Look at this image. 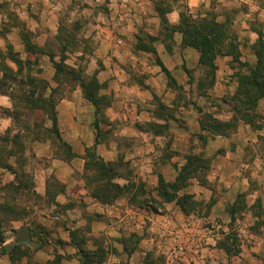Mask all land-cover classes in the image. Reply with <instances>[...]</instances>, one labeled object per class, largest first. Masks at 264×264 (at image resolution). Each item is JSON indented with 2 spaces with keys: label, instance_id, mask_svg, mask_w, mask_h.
<instances>
[{
  "label": "rangeland",
  "instance_id": "1",
  "mask_svg": "<svg viewBox=\"0 0 264 264\" xmlns=\"http://www.w3.org/2000/svg\"><path fill=\"white\" fill-rule=\"evenodd\" d=\"M19 1L0 0V65L14 70V74L0 71V139L17 142L12 145L0 141V160L15 164L22 183L19 190L11 187L15 183L0 185V230L5 243L9 242L0 245V264H44L37 263L35 248L28 242L14 245V233L24 228L39 232V221L51 216L56 218L55 225L65 224L66 228L74 221L66 211L87 206L77 199L63 207L59 205L56 197L66 189L55 177L47 180L45 196L37 193L33 177L47 161L34 155L32 143L37 137L42 142L52 140L55 157L66 159L67 150L51 129L53 109L75 89L82 91L81 82L90 84L96 79L100 84L96 109L99 116L98 129L93 126V132L99 146L105 148V156L98 151L97 156L112 165L113 173L106 177L105 172L91 165L89 154L93 152L85 151L84 169L79 175L81 187L92 199L95 194L101 207L147 209L167 227L171 224L174 228L173 223L158 216H173L175 210L180 211L179 218H173L178 238H182L177 248L188 259L173 261L162 252L147 249L143 264H264V99L255 110L243 106L241 114H237L233 109L239 105V78L247 76L248 69L255 66V49L264 42V0H53L58 6L56 12L37 1L28 9L37 18L51 21L48 27L38 25L34 31L17 12V7L29 0ZM172 9L179 19L172 28L180 30L185 22L190 26L205 24L224 35L218 49L227 55L213 61L216 72L200 64L191 69V57L183 59V64L179 61L173 70V82L160 68L155 71V56V61L145 57L138 69L127 64L129 79L150 96L143 99L131 93L115 118L106 86L100 83L107 53L98 47V33L107 28L117 32L123 29L121 38L148 47L152 44L148 43L149 35L141 31L142 23L136 19L159 17L158 10ZM121 15L129 21H116L114 17ZM168 26L160 22L156 40L173 50L175 33L179 32L174 33ZM179 34L182 41L191 40L189 34ZM135 35L138 39L132 41ZM29 45L39 53H32L36 50ZM184 45L183 49L190 48ZM55 67L63 71L57 73ZM160 74L168 81L166 87ZM152 79H156L160 94L145 84ZM49 82L51 89L46 88ZM15 116L19 120H13ZM216 122L230 127L213 129ZM201 123L208 127L207 131L201 130ZM5 127L11 132L7 133ZM220 132L227 136L218 135ZM10 152L16 156L10 158ZM227 152L230 157L226 162ZM116 186L125 189L116 190ZM197 190L202 191L200 196ZM179 199L186 213L178 206ZM144 202H148V208L141 206ZM93 217L102 221L103 216ZM103 221L108 222V218ZM149 224L147 230L152 222ZM41 232L34 240L45 245L51 238L43 229ZM70 233L76 245L91 252L90 246L94 247L96 262L106 261L116 252L115 241L124 244L126 251H133L139 238L131 234L114 241L104 234L93 237L86 228ZM151 234L150 231L145 236ZM191 236L200 240L196 256L201 263L191 261Z\"/></svg>",
  "mask_w": 264,
  "mask_h": 264
},
{
  "label": "crops",
  "instance_id": "2",
  "mask_svg": "<svg viewBox=\"0 0 264 264\" xmlns=\"http://www.w3.org/2000/svg\"><path fill=\"white\" fill-rule=\"evenodd\" d=\"M37 1H41L40 3L45 4L48 8L52 9L53 12H56L58 9V6L52 2L53 0H29L27 1V4H21V8L17 7L20 19L22 21L26 20L28 26L32 25V27L30 26V29L33 31L38 25L48 27V21H51L49 18L41 20L29 10L35 6ZM196 1L198 0H192V2ZM167 12L166 18L170 25L177 26L179 24V19L176 10L172 9ZM114 18L118 22H121L120 20H125V22L129 21L126 15H121L119 17L115 16ZM138 19L140 23H142L139 28L143 26L141 31L145 30L146 34H148L150 38H153L152 45L157 55L137 50L136 44H132L133 42H129L128 39L121 38L120 36L124 34L121 31L123 29H120V31L117 32L110 31L107 28L105 29L106 31L98 33V47L101 49V52L104 51V53H107V60L103 62L104 68L100 73L103 75V80L101 79L100 83L106 86L105 90L111 98L112 106L114 107L113 114H116L115 118H117V116L119 117V111L123 108L122 104L125 103V98L130 96L131 93H136L143 99L148 98V95L150 96L148 91L140 90V86L129 79L127 73L129 67L127 64L130 63L135 68L137 66L138 69L143 63L145 57H147V60H150V58L153 57L152 61H155V56V59L158 58L168 71H170L172 76L173 70L177 69L180 64L179 61L183 64V59L186 60L191 57V69H195L197 65L199 67V52L192 48L183 49L182 36L179 33H175V48L170 51L167 50L162 42L156 40L161 22L160 16H142L136 20ZM138 31L139 30H137V32ZM136 37L137 36L135 35L132 41L135 39L137 40L138 38ZM159 68V66L155 67V71H158ZM159 79L165 83L163 86L166 87L168 85V81H165L163 74L159 75ZM155 80L152 79L151 81H146L145 84L147 86L151 85L153 92L160 94L161 89L154 82ZM49 85L52 86L50 82ZM56 115L61 138L71 147L78 157L71 160L59 159L54 155L51 141L33 142L32 152L34 155L38 159H45L47 161V163L33 177L35 181V189L39 195L45 196L47 180L50 177H55V179L65 185L66 189V192L63 195L56 197V202L59 203V205L63 207L77 199L86 203L87 206L82 208L74 206L69 210L66 209V214H68L69 218L74 220L66 225V228L65 224L64 226L58 224L55 225L56 218L54 216L39 221L41 229L49 234L51 241L45 245H42V243L38 244L35 242L32 232L31 239L23 241L28 242L29 245L31 244L32 247L35 248V260L37 263L49 264L57 262V264H85L84 258L74 244L70 233L76 229L84 230L85 228L89 230V234L93 237L104 234L107 237L113 238L114 241L117 237H128L131 234H135L139 237L137 239V247L133 251H126L124 244L115 241L117 250L113 255H108V259L104 264H143L142 261L145 259L144 257L147 254V249H150L151 251L153 250L157 253L162 252L167 255L168 259L173 261H186L188 257H185L186 255L182 254L183 250H180V252L177 248V245H179L182 238H178L179 231L175 228V226H178L175 225V219H173L174 217L179 218V210H175L173 216H158L159 218H165L173 223L174 228H172L171 224L167 227L166 224H162V221L156 218L157 216L155 214H151L147 209L135 207L120 209L115 205L111 207H101L95 199H92L89 196L85 187H81L83 180L79 178V175L82 174L84 169V160L82 159V156L87 149H90L95 145V134L93 132L95 108L84 98L82 91L75 89L68 99L60 100L56 105ZM5 129L7 128L5 127ZM219 145L225 147V144L219 143ZM108 149H110L109 146ZM97 151L101 156H105V148L101 145H98ZM107 154L110 155V153ZM226 154L224 160L227 162V158L230 157V152H227ZM9 164L15 168V164L12 162ZM15 182V176L8 170L0 167V185ZM73 189H76L77 191L72 192ZM200 192L202 193L201 190L196 191L198 196L201 195ZM193 193L195 192L193 191ZM92 215H102V221L96 220L94 217L91 218ZM106 217L108 218V222L103 221ZM149 222H152V225L147 230L146 225H148ZM184 226H187V224L184 223ZM41 229H39V232H35L36 236H40V233H43L41 232ZM150 231L152 233L151 236H145V233H150ZM14 234L15 237H13L12 240L14 241V245H16L19 241L17 235L18 232ZM163 235H167V238H164ZM198 241H200L198 238L191 236V251H193V253H191V261L194 260L196 263H201L200 258L196 256L198 254ZM7 243L9 242H6L3 246L8 245ZM90 250L93 252L94 247L90 246ZM212 255L213 253H211L209 257H212ZM206 261L207 263L209 262L208 258ZM225 261H227V259Z\"/></svg>",
  "mask_w": 264,
  "mask_h": 264
},
{
  "label": "trees",
  "instance_id": "3",
  "mask_svg": "<svg viewBox=\"0 0 264 264\" xmlns=\"http://www.w3.org/2000/svg\"><path fill=\"white\" fill-rule=\"evenodd\" d=\"M158 12H159V16L161 18V25H165V26L169 25L168 26V27H170L169 30L172 29L174 31V33L179 32L183 35L189 34L191 40L185 42V40L183 39L182 45H184V42H185L188 47L199 52V54H200V60H199L200 66L201 67H208L212 70H215V72H216L217 68L215 67V65H213V61L219 56L227 55V54L222 53L221 52L222 50L220 51L218 49V45H222V42L224 40V35L221 34L219 31H218L219 33H217V30L210 29L209 26H207L205 24L202 26H199V25L190 26L187 22H185L183 24V26H184L183 28H180V30H177V28H172L173 26H171L170 23L168 22V20L166 18V15L168 13L167 11L158 10ZM185 26H186V28H185ZM149 40L150 41L148 43H152L153 38L149 37ZM145 45L146 44H144V43H140V44H138V46L136 45V49L157 55L152 44L148 47ZM165 46H166L167 50H169V51L171 50L170 46H168L167 44H165ZM187 46H185V47H187ZM29 47H30V49L36 50V52H32L34 54H36V53L38 54L40 51V50H37L36 48H34V46H32V45H29ZM255 55L257 57V63L255 64V66L248 69V75L247 76H242L239 78V89H238L239 91L237 93V96H239L238 97V104L239 105H236L233 107L234 111L237 114H241V109L243 106H244V109L249 106L247 109L253 110V108H251V107H254V110H255V107L257 108L258 102L261 99H264V42L263 41H261L259 43V46L255 49ZM50 58L53 61V57H50ZM156 62H157V65L161 68V71L167 76V78L171 82H173V77H172V74L170 73V71H168V69L164 66V64L158 58H156ZM244 67L248 68L247 65H245ZM60 69H61V71H63L62 68H60ZM60 69L56 68V72L58 73V71H60ZM0 71H5V72H7V71L11 72L12 71V74H14V72H13L14 70L9 69L7 67L3 68V67H1V65H0ZM19 72H20V69H18V71L16 73H19ZM73 76H75V78H76V75L74 72H73ZM214 79H215V77H214ZM0 81H1V78H0ZM211 85H213V82ZM2 86L3 85L0 84V89H2ZM99 87H100V84H99L97 79L93 80L90 84H85V83L81 82V89H82V93H83L84 98L89 103H91V105L95 108V122L93 124L95 130L98 129V116H99V114H97L98 110H96V109H97L98 100H99V98H98ZM46 88L51 89L49 84L46 86ZM3 95H5V94H3ZM109 102H110L109 104L112 103V101H109ZM53 113L54 114H53L52 118H50L51 129L53 131V135L56 136L57 142L59 144H61L67 150V153H68V157L66 159H63V160H71V159L78 157L73 152L71 147L67 143H65L60 136V133L58 130V123H57L56 105L53 109ZM9 118L12 120V117H9ZM13 120L17 121V120H19V117L15 116V118ZM242 121H243V119H242ZM216 123L217 124L214 125V127H213V129H216V130L222 131L224 129H229V127H230L228 124L219 123V122H216ZM247 123H250V122H247ZM207 128H208L207 126H205L204 124L201 123V130L202 131H207ZM6 132L7 133L11 132V130L7 129ZM218 135L227 136L225 132H220ZM0 141L3 143L8 142V143H11L12 145H17V142L11 141L8 138L0 139ZM36 141L42 142L43 140H41L39 137H37L33 140V142H36ZM48 141L53 142L52 140H49V139H48ZM98 145H99V143H98L97 139L95 138V145L92 148L87 149L86 153L89 154L92 151L93 153L89 154V158H91L93 160V163H91V165L94 166L95 168H99L100 172H105L106 177H110L111 174L113 173L112 165L110 163H106L99 156H97ZM9 155H10V158H14L16 156V154L14 152H10ZM82 159L85 160L84 157ZM95 159H97V161ZM0 167L8 170L11 174H13L15 176V179L17 182H15V184H12L11 187H14L15 189L17 188L18 190L21 189L22 183H19L18 173L15 170V168L9 164V161L4 163L2 160H0ZM86 167L88 168L87 165H86ZM115 188H116V190H120V191L125 189L124 187H119V186H116ZM127 191L130 193V190H127ZM92 196L94 199L98 200V197L95 194H93ZM171 199H170V202H172L174 198L172 200ZM167 201H169V200H167ZM147 203L148 202H144L141 206L148 208L149 205ZM177 203H178V206L183 211H185V213H186L187 209L181 203L180 199L178 200ZM32 233H33V237H35L36 236L35 232L32 231ZM5 239L6 238L4 237V234L0 230V245H3L5 243ZM72 239L74 241V236ZM41 242H42V240H41ZM74 244H75V242H74ZM76 247L79 250V252L82 254L84 261H85V264H104L105 263V259L103 261L100 260L99 262H96L95 261L96 258L94 257L95 255L93 252L87 251L78 245H76ZM15 249H18V248L15 247ZM2 252H3V254L7 253L5 248H2ZM54 263H56V262H54Z\"/></svg>",
  "mask_w": 264,
  "mask_h": 264
},
{
  "label": "water",
  "instance_id": "4",
  "mask_svg": "<svg viewBox=\"0 0 264 264\" xmlns=\"http://www.w3.org/2000/svg\"><path fill=\"white\" fill-rule=\"evenodd\" d=\"M18 242H23L31 239V230L29 228H24L18 232Z\"/></svg>",
  "mask_w": 264,
  "mask_h": 264
}]
</instances>
